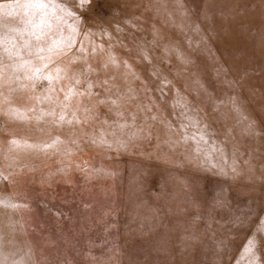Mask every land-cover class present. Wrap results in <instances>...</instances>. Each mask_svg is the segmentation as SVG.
<instances>
[{
  "label": "rangeland",
  "instance_id": "rangeland-1",
  "mask_svg": "<svg viewBox=\"0 0 264 264\" xmlns=\"http://www.w3.org/2000/svg\"><path fill=\"white\" fill-rule=\"evenodd\" d=\"M58 2L83 29L110 33L96 41L139 76L130 85L135 100L123 117L100 105L78 125L0 111V149L15 157L0 155V264H238L253 236L264 264V0ZM9 12L0 10V35L30 39L12 31L26 27L23 11ZM0 92L5 108L35 103L26 90ZM185 111L222 150L212 153L216 168L192 158L195 142H176ZM13 136L60 142L8 153Z\"/></svg>",
  "mask_w": 264,
  "mask_h": 264
},
{
  "label": "snow or ice",
  "instance_id": "snow-or-ice-1",
  "mask_svg": "<svg viewBox=\"0 0 264 264\" xmlns=\"http://www.w3.org/2000/svg\"><path fill=\"white\" fill-rule=\"evenodd\" d=\"M84 7L90 0H75ZM176 4L183 8L181 0H176ZM7 8L11 12L22 10L24 13V29H13L15 32L27 31L30 39H22L17 43L14 36L7 34L0 35V87H7L9 93L18 89L31 93L30 99L34 100L31 106L17 108L9 105L3 107V101L7 99L3 92H0V111L13 119L30 120L29 112H39L34 119L43 120L45 117L52 118L54 125L63 124L78 125L87 123L94 114L97 106H108L109 111H114L118 117H123L127 110V105L135 100V91L132 89L131 81L139 79L127 60L120 59L113 51L111 45L107 48L96 41V36H109L107 31L93 33L83 29L78 20L81 19L78 13L73 12L66 4L59 3L58 0H10L8 3L0 2V10ZM71 19V23L68 19ZM55 21V23H53ZM111 38V37H110ZM99 54L100 64L94 66L91 61ZM144 60L149 57L141 49ZM82 65L77 69L76 65ZM123 72L117 75L111 69ZM104 72L102 79H92L94 75ZM155 74V73H154ZM124 82L126 87H121L116 83L117 79ZM42 82H46L43 83ZM168 83L166 78L161 81V92L163 85ZM101 88L105 95L94 91ZM183 98L177 100V106L187 109L186 103H182ZM48 103L50 107L44 109L39 105ZM184 119L189 123H182V132L178 135L177 143L180 141H193L196 147L193 151L198 156L193 159L200 160L202 165L216 168L212 163L211 156L214 152H221L214 144L209 143L207 133L204 128L197 127L199 121L193 120L185 112H181ZM135 116L133 115V120ZM152 119H156L155 116ZM106 122V121H105ZM121 129L125 124L118 125ZM171 130V124H167ZM196 128V131L189 133L187 129ZM206 127V126H205ZM114 134V133H113ZM60 142L59 137H55L51 142L29 143L26 138L10 137L7 141V152L23 146L24 148H40L46 150L52 148ZM201 142L207 147L202 148ZM101 143H105L102 139ZM111 147L110 144L107 145ZM121 146L124 145L121 143ZM0 155L6 159H11L14 163L15 157H8L4 150L0 149ZM8 164L7 167H11ZM234 171V169H233ZM221 174H227L220 168ZM0 179H7L3 171H0ZM217 203H222L217 201ZM237 222H239L237 220ZM257 231L264 232V219L261 220ZM257 241L255 236L249 237L238 257V264H260V257L257 254Z\"/></svg>",
  "mask_w": 264,
  "mask_h": 264
}]
</instances>
